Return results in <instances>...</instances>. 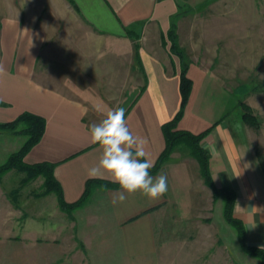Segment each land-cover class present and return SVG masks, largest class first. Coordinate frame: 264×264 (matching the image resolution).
<instances>
[{
    "label": "crops",
    "instance_id": "0c3cea01",
    "mask_svg": "<svg viewBox=\"0 0 264 264\" xmlns=\"http://www.w3.org/2000/svg\"><path fill=\"white\" fill-rule=\"evenodd\" d=\"M176 9V0H12L4 5L0 122L23 111L45 118L42 137L23 159L55 162L53 174L66 202L82 195L90 179L87 171L99 161L101 149L91 143L90 126L109 109H126L128 127L147 141L145 151L153 164L164 150L162 125L174 117L181 100L180 60L170 52L166 38ZM192 17L175 20L192 83L176 128L193 133L209 129L200 143L209 153L213 182L235 192L233 214L243 223L245 242L264 249V170L236 109L239 99H221L218 110L209 106L220 97L214 92L236 87L241 79L240 43L245 40L240 39V24H235L241 17L219 16L227 24L218 37L215 63L213 56L209 61L206 54L191 50L189 34L194 30H184L181 22ZM261 31L253 38H264ZM130 41L137 49H130ZM130 85L137 89L131 99ZM160 173L167 176L168 189L156 200L137 192L114 205L112 198L120 189L93 184L86 201L69 216L78 239L58 237L56 243H43L47 261H61L77 245H82L90 264L106 263L109 246L126 254L154 250L193 192L210 190L192 157L170 156L152 175ZM99 179L110 180L107 175Z\"/></svg>",
    "mask_w": 264,
    "mask_h": 264
},
{
    "label": "rangeland",
    "instance_id": "374dc122",
    "mask_svg": "<svg viewBox=\"0 0 264 264\" xmlns=\"http://www.w3.org/2000/svg\"><path fill=\"white\" fill-rule=\"evenodd\" d=\"M10 1L12 0H0V15L4 14V5H8ZM176 1L175 12L179 10L180 15L193 16L181 22L184 30H194V33L192 31V34H189L191 50L206 54L209 61L220 49L218 37L227 24L219 16L235 14L241 17L238 18L240 21L235 20V24L241 26L240 39L245 40L244 43H240L241 79L238 86L229 87L227 91L214 93L208 91L210 94L220 96L209 103V106L213 110H218L221 99L225 101L224 103H227L228 98L233 101L239 99L236 109L240 111L241 120L248 130L250 144L256 149V158L264 169V38L252 36L262 34L261 30L264 31L262 16L264 0ZM17 7L19 8V5ZM184 36L186 39L188 32ZM167 41L170 50L168 38ZM129 45L131 49L137 43L130 41ZM170 52L174 54L171 50ZM215 62L217 57H214ZM132 73L130 68V82ZM129 90L131 99V94L137 89H132L130 85ZM109 104L112 106L113 102ZM242 114L249 119L251 116L254 117L255 124L251 125L252 123H248L246 119L243 120ZM23 139L21 133L0 129V163L21 145ZM170 156L177 160L194 158L183 146L174 148L169 158ZM204 185L207 186L205 182ZM202 189L194 191L193 198H188L184 212L177 214L176 220H172L166 236L154 250L126 254L120 252L118 246H109L108 261L96 263L260 264L257 257L244 250L236 230L224 218L222 199L213 197L212 191L208 188L207 192ZM68 221L69 216L58 207L55 193L44 188L42 176L30 177L15 168L0 175V264H90L82 245H77L74 252L66 253L61 261L57 259L47 261L43 243L47 241L56 243L58 237L64 238V241L78 239L76 232L71 228L72 224ZM51 228L55 231L50 232Z\"/></svg>",
    "mask_w": 264,
    "mask_h": 264
},
{
    "label": "trees",
    "instance_id": "16d2710c",
    "mask_svg": "<svg viewBox=\"0 0 264 264\" xmlns=\"http://www.w3.org/2000/svg\"><path fill=\"white\" fill-rule=\"evenodd\" d=\"M179 13L180 12L178 10L172 15L170 27L166 36L170 41V50L176 54L180 60V106L174 117L162 125V131L165 137V147L150 172L151 174H155L163 162L169 158V155L174 148L178 146L185 147L188 153L196 159L203 180L212 191L213 197L222 199L223 216L236 230L241 246L244 250H246V252L257 257L260 260V264H264V249L245 242L243 223L240 219L233 215L235 192L226 186H216L213 182L212 175L208 168L209 153L200 143L202 138L208 133L209 129L199 133H193L188 130L176 128L177 121L183 113L192 84L190 78L186 75L188 59L176 40L175 20L180 15ZM135 49H137V45H135ZM242 118L243 120L246 119L248 123H252L251 125L256 122L252 116L250 117V120L245 114H242ZM44 128L45 118L39 114L29 111L21 112L11 121L0 122V129L12 130L14 133H21L24 136L21 145L16 150L9 153L5 160L0 163V175L11 168H15L25 172L30 177L38 175L42 176L44 188L46 191H53L55 193L58 207L68 216H71V212L80 207L86 201L90 194V188L93 184H98L105 188H119L117 184L112 183L110 180L90 178L86 180L82 195L74 202H66L62 196L60 184L53 174L55 162L39 161L27 163L23 159L26 152L40 140L44 132ZM260 166L263 169L262 164H260Z\"/></svg>",
    "mask_w": 264,
    "mask_h": 264
},
{
    "label": "clouds",
    "instance_id": "9594fccd",
    "mask_svg": "<svg viewBox=\"0 0 264 264\" xmlns=\"http://www.w3.org/2000/svg\"><path fill=\"white\" fill-rule=\"evenodd\" d=\"M5 68L0 64V74ZM126 109H109L99 123L90 126V140L101 149L98 163L89 168V178H104L119 186L120 191L112 203H123L128 195L140 192L150 200L161 198L168 189L167 176L160 173L153 176L154 167L145 151L147 141L133 135L125 119Z\"/></svg>",
    "mask_w": 264,
    "mask_h": 264
}]
</instances>
